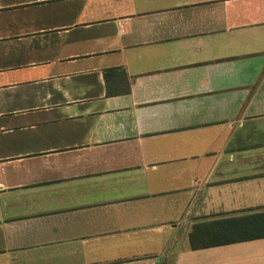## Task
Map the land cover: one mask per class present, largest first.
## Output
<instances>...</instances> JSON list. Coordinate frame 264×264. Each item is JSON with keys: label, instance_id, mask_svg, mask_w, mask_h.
<instances>
[{"label": "crops", "instance_id": "crops-1", "mask_svg": "<svg viewBox=\"0 0 264 264\" xmlns=\"http://www.w3.org/2000/svg\"><path fill=\"white\" fill-rule=\"evenodd\" d=\"M0 264H264V0H0Z\"/></svg>", "mask_w": 264, "mask_h": 264}]
</instances>
